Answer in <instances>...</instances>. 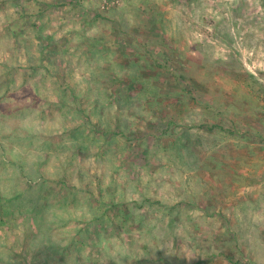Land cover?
<instances>
[{
  "label": "rangeland",
  "instance_id": "374dc122",
  "mask_svg": "<svg viewBox=\"0 0 264 264\" xmlns=\"http://www.w3.org/2000/svg\"><path fill=\"white\" fill-rule=\"evenodd\" d=\"M23 1L0 0V264H264V0Z\"/></svg>",
  "mask_w": 264,
  "mask_h": 264
},
{
  "label": "trees",
  "instance_id": "16d2710c",
  "mask_svg": "<svg viewBox=\"0 0 264 264\" xmlns=\"http://www.w3.org/2000/svg\"><path fill=\"white\" fill-rule=\"evenodd\" d=\"M69 1H72V0H69ZM18 5L22 8V10H24V11H28V5H25V3H24V1L23 0H19V3H18ZM65 22V20H62L61 21V23L63 24ZM25 23H23V27L22 28H25ZM122 31L123 32H125L124 31V29H122ZM25 36H24V34H23V40L21 41V43H20V41H19V43L20 44H18V43H15L16 45H21L22 44V46L24 45L25 46V50H27V52H29V43H28V41L26 40V37L24 38ZM51 39H52V36H47L46 37V40H47V42H46V45L47 46H49V45H51L52 44V41H51ZM152 54V53H151ZM48 54L47 53H44V58H46V56H47ZM150 56V55H149ZM149 56H148V60H149ZM152 61V60H151ZM136 84H139L138 82H136V81H134L132 84H131V86L133 87V86H135ZM96 100V99H95ZM100 104H102V103H100ZM98 108H100L99 107V105H98V107H97V109ZM88 115L89 114H86V117L88 118ZM99 119H101V122H100V120L98 121V119L94 122V124H99V125H101V124H103L102 123V117L99 115ZM116 119L117 120H120L121 121V115L120 114H118V113H116ZM113 125V123L112 124H108V123H106V122H104V126L105 127H108V129L107 128H105V129H103V131H102V133L104 134V135H109V133H111V134H118V135H121V136H126V133H125V131L120 127H118V123L117 124H114L116 127L115 128H117V129H115V128H111L110 126H112ZM82 154H84V152L82 153ZM63 162V164H64V166H63V168H62V171H56V176L58 177L59 175H61L62 173H66V175L68 176V174H69V170L67 169L68 167H69V164L70 163H66L65 161H62ZM65 165H66V167H65ZM79 166V165H78ZM77 166V167H78ZM67 170L69 171V172H67ZM71 173V172H70ZM65 175V174H64ZM78 176L79 177H83L84 176V173H83V171L82 170H80L79 171V173H78ZM63 177L64 176H61V180H64V181H66V182H68L67 181V179H63ZM100 177V176H99ZM68 178V177H67ZM69 180V179H68ZM101 180H102V178H101ZM63 181V182H64ZM70 181V180H69ZM30 218V219H29ZM26 221H31L30 223L32 224V226L31 227H39V229H41L42 230V222H43V218H42V216H41V214L40 215H37V214H34L33 215V217L31 216V217H28V218H26L25 219ZM43 230H44V227H43ZM35 237H36V235H35ZM15 239H16V241L19 243L21 240H20V237L17 235V236H15ZM36 246L35 247H39V248H43V246L41 245V243H38V237H37V239H36ZM43 250V249H42ZM32 251L30 250V249H28L27 250V255H25V257H24V261L28 264V259L29 258H31L32 259V261L30 262V264H32L33 262H35V264H44V261H43V257L42 258H40V259H37L36 258V256L37 255H28L29 253H31ZM50 257V256H49ZM52 258V257H51ZM50 258V259H51ZM37 261V262H36ZM13 264H18V263H16V262H13Z\"/></svg>",
  "mask_w": 264,
  "mask_h": 264
},
{
  "label": "built area",
  "instance_id": "2783aa9c",
  "mask_svg": "<svg viewBox=\"0 0 264 264\" xmlns=\"http://www.w3.org/2000/svg\"><path fill=\"white\" fill-rule=\"evenodd\" d=\"M102 7H110L120 4L122 0H99Z\"/></svg>",
  "mask_w": 264,
  "mask_h": 264
}]
</instances>
